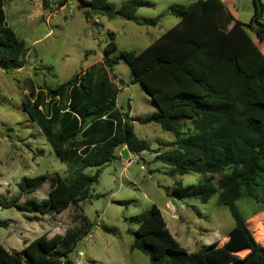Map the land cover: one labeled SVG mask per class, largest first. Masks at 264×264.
<instances>
[{
  "label": "trees",
  "instance_id": "1",
  "mask_svg": "<svg viewBox=\"0 0 264 264\" xmlns=\"http://www.w3.org/2000/svg\"><path fill=\"white\" fill-rule=\"evenodd\" d=\"M65 0H40L58 6ZM86 19L91 13L121 16L137 23L154 24V18L132 16L144 0H127L114 7L108 0H76ZM253 10L247 25L255 30L253 40L234 14L233 0H192L172 6L177 20L146 44L140 51L122 50L132 80L140 82L155 109L140 121H154L173 133V139L149 149L147 141L132 129V117L115 104L117 84L106 74L114 58V47L106 40L101 60L73 73L53 87L28 85L20 105L36 121L55 156L66 162L70 172L22 175L18 192L9 199L0 197V206H14L45 214L54 204H77L89 194L100 166L114 157L115 148L124 146L139 153L151 150L153 158L166 163L167 173L194 170L206 173L195 183L174 181L172 192L178 198L193 197L204 202L213 191L217 200L227 205L234 228L247 249L232 254L218 264H264V212H254L258 237L238 215L234 200L241 196L258 198L259 181L264 180V54L259 48L264 40L261 0H252ZM109 34V33H108ZM24 40L5 23L0 0V69L11 70L23 63ZM185 125V129L182 126ZM161 146L167 149L160 150ZM40 151V149H39ZM95 166L90 173L82 169ZM47 181L50 197L17 201ZM117 202H124L118 200ZM82 224L63 234L44 233L18 249L0 244V264H72L68 252L76 240L91 227L79 214ZM136 223L129 248H137L148 257L145 264H215L211 257L214 244H204L188 251L172 236L159 208L151 204L129 218ZM5 225V220H0ZM109 229L107 226H103ZM208 256V257H205Z\"/></svg>",
  "mask_w": 264,
  "mask_h": 264
},
{
  "label": "rangeland",
  "instance_id": "2",
  "mask_svg": "<svg viewBox=\"0 0 264 264\" xmlns=\"http://www.w3.org/2000/svg\"><path fill=\"white\" fill-rule=\"evenodd\" d=\"M114 7L127 0H108ZM132 16L154 18V24L137 23L120 14L106 16L91 13L86 19L76 0H65L42 6L40 0H2L5 23L24 40L23 63L11 70L0 69V197L9 199L18 192L17 182L22 175L34 176L53 171L62 177L71 167L59 160L36 121L30 119L20 105L28 85L53 87L71 77L74 72L100 61L106 40L114 47L108 56L113 64L105 67L106 74L117 84L115 102L121 112L132 117L134 133L143 137L149 149L173 139V133L162 129L157 122L137 120L155 106L140 82L132 80V73L120 52L140 51L163 30L177 20L172 6L192 0H144ZM262 14L264 20V0ZM235 17L243 22V29L253 40V27L246 24L253 10L252 0H233ZM109 33V34H108ZM259 46L264 54V40ZM185 129V125L182 126ZM161 146L160 150L167 149ZM40 149V151H39ZM116 157L100 166L96 181L90 184L88 196L77 204H54L45 214L14 206H0V244L6 249H18L44 233L63 234L68 228L82 224L79 214L90 222L89 233L80 236L68 252L72 264H145L148 257L137 248H129L136 223L129 218L151 204H155L172 236L188 251L204 244H214L211 257L224 262L230 255H240L247 246L234 228L227 205L217 200V191L200 202L197 198H178L172 192L174 181L195 183L206 173L187 170L168 174V165L153 158L151 150L134 153L124 146L115 148ZM95 166L82 169L90 173ZM47 181L17 201L27 198H49ZM258 198L241 195L234 200L238 215L252 229L256 237L260 228L252 220L254 212H264V180L259 181ZM118 200L124 202H117ZM259 225V222H258ZM107 226L109 229L103 228ZM208 257V256H205ZM19 264H29L20 258ZM252 264V262L248 263Z\"/></svg>",
  "mask_w": 264,
  "mask_h": 264
},
{
  "label": "crops",
  "instance_id": "3",
  "mask_svg": "<svg viewBox=\"0 0 264 264\" xmlns=\"http://www.w3.org/2000/svg\"><path fill=\"white\" fill-rule=\"evenodd\" d=\"M61 5H62V4H61ZM61 5H60V6H61ZM60 6H59V7H60ZM100 60H101V59H100ZM115 104H116V106L119 108V105H118L116 102H115ZM154 109H155V108H154ZM154 109H152V110H154ZM152 110H150V111H152ZM119 111H120V109H119ZM128 115H130V114H128V112H127V116H128ZM132 121H133V120H131V123H132ZM122 147H123V145L121 146V148H122Z\"/></svg>",
  "mask_w": 264,
  "mask_h": 264
},
{
  "label": "water",
  "instance_id": "4",
  "mask_svg": "<svg viewBox=\"0 0 264 264\" xmlns=\"http://www.w3.org/2000/svg\"><path fill=\"white\" fill-rule=\"evenodd\" d=\"M52 1H56V0H52Z\"/></svg>",
  "mask_w": 264,
  "mask_h": 264
}]
</instances>
